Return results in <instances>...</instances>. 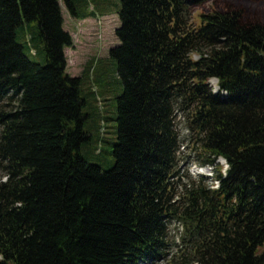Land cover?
Here are the masks:
<instances>
[{"label":"trees","instance_id":"obj_1","mask_svg":"<svg viewBox=\"0 0 264 264\" xmlns=\"http://www.w3.org/2000/svg\"><path fill=\"white\" fill-rule=\"evenodd\" d=\"M205 2L120 0L103 168L80 149L106 131L100 117L99 135L85 129L84 107L102 111L109 95L66 71L61 3L84 19L88 0H0V264H264V0H214L192 26ZM33 21L43 64L16 39ZM176 107L204 162L225 160L217 187L199 178L177 195ZM173 220L182 245L169 255Z\"/></svg>","mask_w":264,"mask_h":264},{"label":"rangeland","instance_id":"obj_2","mask_svg":"<svg viewBox=\"0 0 264 264\" xmlns=\"http://www.w3.org/2000/svg\"><path fill=\"white\" fill-rule=\"evenodd\" d=\"M213 1L207 0L202 6H197L192 10V26L199 24V14L210 10L213 7ZM88 2V9L94 10V15L84 19L71 17L61 3L64 29L71 34L73 39L72 46L65 49L67 58L66 71L71 76L87 75L94 78L93 82L100 88V91L103 90L109 95L104 100V110L102 111H97L90 103H87L84 107V111L89 113L85 129L93 133V136L96 133L99 135V129L95 127V122L100 117L104 120L106 131L100 142L96 143L95 137H93L91 141L82 144L80 149L81 154L88 160L98 162L103 168H107L113 163L111 150L116 142V97L122 92V84L117 75L116 63L108 53L109 48L119 42L114 34V29L119 25L117 12L120 8V0H88ZM31 37L33 38L31 39ZM16 39L18 42L23 43L24 53L32 61L41 64L45 62L43 42L37 37L35 21L25 23L19 27L16 32ZM30 42L32 43V48L37 51L36 55H32V52H29ZM193 57L198 58V55L195 54ZM88 61L90 63L86 68L87 70L82 73ZM89 68L91 71H88ZM214 81L213 78L210 79L209 84L216 91L217 84ZM185 120L186 111L176 107L175 123L181 139L175 177L177 195L184 191L191 180L196 182L201 177L206 180L205 185L215 186L212 176L215 175L218 166L222 167V171L226 167L222 158L215 159L213 165L204 162L206 156L200 154V150L196 148L193 136L187 129ZM94 146L98 148L96 155L93 154L95 151ZM181 233L182 228L178 221L173 220L168 224L169 255L176 253L181 247ZM168 259L169 257L166 259L161 258L152 264H167Z\"/></svg>","mask_w":264,"mask_h":264},{"label":"crops","instance_id":"obj_3","mask_svg":"<svg viewBox=\"0 0 264 264\" xmlns=\"http://www.w3.org/2000/svg\"><path fill=\"white\" fill-rule=\"evenodd\" d=\"M76 19V18H75ZM68 48V47H67ZM67 48H65V49H67ZM89 63H90V61H88V63L85 65V67H84V69L82 70V73H84L87 69V66L89 65ZM88 71H89V69H88Z\"/></svg>","mask_w":264,"mask_h":264},{"label":"bare ground","instance_id":"obj_4","mask_svg":"<svg viewBox=\"0 0 264 264\" xmlns=\"http://www.w3.org/2000/svg\"><path fill=\"white\" fill-rule=\"evenodd\" d=\"M215 80V79H214ZM214 83L216 84V80L214 81ZM216 88V87H215Z\"/></svg>","mask_w":264,"mask_h":264}]
</instances>
